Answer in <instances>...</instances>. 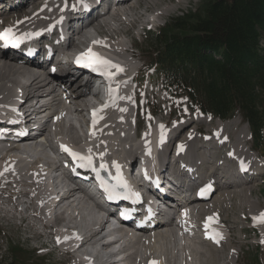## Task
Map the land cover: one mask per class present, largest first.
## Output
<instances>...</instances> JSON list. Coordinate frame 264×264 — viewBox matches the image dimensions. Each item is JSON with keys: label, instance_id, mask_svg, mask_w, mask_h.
<instances>
[{"label": "bare ground", "instance_id": "bare-ground-1", "mask_svg": "<svg viewBox=\"0 0 264 264\" xmlns=\"http://www.w3.org/2000/svg\"><path fill=\"white\" fill-rule=\"evenodd\" d=\"M11 1L3 0L5 6ZM97 1L83 0L78 3L89 2L94 10L78 28L77 39L69 38V46L64 52L67 57L70 50L79 49L80 44H91L101 49L109 57L107 60L124 69L112 78L113 82L118 83L116 95H122V98L99 115L104 118L99 119L95 126L93 120L83 113L85 108L89 111V108L100 103L91 82L82 79L80 70L70 65V61L55 72L47 69L52 57L42 50L40 37L31 39L25 34L31 29L40 32L44 27L46 30L51 28V22L56 18L59 20L57 13L63 0L56 3L41 0L29 7L21 6V10L12 12V15L0 14V25L6 29L12 28L16 36L24 38L27 44L11 48L0 43V112L10 106L16 90L19 93L17 109L26 116H37L41 127L39 138H23L20 134L21 139L16 141H0V238L12 237L26 249L36 251L34 255L55 252L61 264H85L87 259L97 264H143L150 258L156 264H241L230 247L233 244L230 238L235 237V224L240 218L238 214L245 216L246 211L251 221L260 214L254 208L256 200L251 195L253 184L259 177L255 178L252 173L211 188L203 198L187 201L183 205L186 223L171 218L150 228H136L133 225L107 228L104 236L109 235L111 239L101 245L96 244L95 234L109 221L91 201L78 193L83 185L77 184L75 187L64 178L54 181L44 174L48 162L46 143L52 148L59 142L90 147L92 156L102 148L101 151L104 150L111 158L117 157L120 163L138 156L147 142L155 143V154L164 158L173 144L174 158L165 159L161 167L176 160L182 161L183 170L186 167L185 152H190V160L200 163L207 162L206 153L226 162L229 159L249 160L256 155L251 152V145L246 144V129L244 132H233L232 124L237 121L235 117L226 120L215 118L212 122H207L208 118L198 117V121L192 125L193 120L184 121L185 111L182 115L181 110H176L165 118L174 114L175 120L171 122L174 124L169 128L165 126L166 120L165 125L159 121V127L163 125L162 130L151 133L155 123L148 118L139 135L140 140L133 142L127 135H121L120 132L129 129L126 116L130 97L119 84V75L125 79L132 78L130 74L134 67L128 56L136 58L124 38H134L133 29L153 23L169 8L170 0H120L113 5L107 2L108 7L100 12L96 8ZM27 46L32 47L34 53L23 54ZM20 51L22 54H19ZM112 71L115 72L114 69ZM132 81L134 83V79ZM137 83L140 86V82ZM58 86L63 89L59 90ZM145 102L149 103L147 97H144L142 107ZM139 112L140 107L136 106L135 115L138 116ZM179 116L184 118L176 120ZM86 127L92 132L93 145L88 144L83 135L82 129ZM232 138L235 140L232 141ZM181 145L182 150L178 147ZM220 150H224L222 155L219 154ZM253 162L255 168L264 166L263 160L255 159ZM155 176L158 187L166 190L160 174ZM176 177L173 175L171 179L178 180ZM180 188L185 189L182 184ZM54 191L59 194L58 199H52ZM213 193V198L206 202ZM209 222L214 226H208ZM202 228L209 231L207 241L194 236L193 232ZM260 229L263 230L262 227ZM76 232L83 238L76 240ZM217 233L222 236V239L217 237L218 242L212 238ZM15 247L22 249L19 245ZM103 247L106 251H102ZM43 249L45 251L41 252Z\"/></svg>", "mask_w": 264, "mask_h": 264}, {"label": "trees", "instance_id": "trees-1", "mask_svg": "<svg viewBox=\"0 0 264 264\" xmlns=\"http://www.w3.org/2000/svg\"><path fill=\"white\" fill-rule=\"evenodd\" d=\"M148 35L167 81L205 113H238L264 141V0H201Z\"/></svg>", "mask_w": 264, "mask_h": 264}, {"label": "rangeland", "instance_id": "rangeland-1", "mask_svg": "<svg viewBox=\"0 0 264 264\" xmlns=\"http://www.w3.org/2000/svg\"><path fill=\"white\" fill-rule=\"evenodd\" d=\"M200 2L201 0H170L168 2L169 8L166 11H164V13L161 16L155 18L153 23L144 25L142 28L136 27V30L133 29L134 38L130 39L129 36H126L124 38L125 41L127 42V45H130L131 50H133V53H135L136 55V58L134 57L131 58L130 56H128L132 61V65L134 67L133 71L141 66H147V64L151 65L152 54L148 46L149 43L148 31L156 30L159 25L170 20V18L174 17L175 15H180L183 12L189 11V9L192 10L197 9ZM151 67L152 68H150L149 70L152 71L146 74V78L143 81V85L142 83L140 84V86L142 85L143 87L141 92L146 91L145 98L147 97L149 103L144 105V107L141 108L142 111L139 112V115L143 117L144 127L148 118L155 123V125H153L151 133L162 130V128L159 127L158 123L160 122L162 123L164 122V120H166L167 125H165L166 124L165 122L163 123V125L167 126L168 128L172 124H174V123L171 124V122L175 120L174 114L170 115L169 118L167 119L165 118L171 112H176V110L179 111L181 110L182 115H184V111L186 113L188 112L187 115H185L186 119L184 121H186L187 119L193 120L191 121L192 125L195 124L194 121H198L196 120L198 117L208 118L209 121L207 122H212L213 119H215L212 117L210 118V116L208 115L199 114L197 106L194 105L195 103L186 100V97L183 91L181 90L182 89L181 87L175 86V84L167 85L162 79V76L157 73L156 68L153 65ZM44 70L46 71V69ZM150 87L152 88L149 89ZM58 89L60 90L61 88H59L58 86ZM132 95H130V107L134 108V99ZM142 99H144V97H142ZM149 108L151 110V113L149 112L150 111ZM83 113L87 114L86 108L83 110ZM194 115L197 116L194 117ZM158 118L159 119L162 118V119L158 120ZM182 118L184 117L179 116L176 120L178 119L180 120ZM235 119L237 121L235 124H232L233 132L234 131L236 133L239 131L242 132L243 130L246 129L245 132L244 131L243 132L245 135H247L246 144L250 145L251 140L249 138V132L246 127V124L242 121L239 115H235ZM128 127L129 129L126 132H120V134L123 136L127 135L130 139H132L133 142L140 140L138 128H135L131 124H129ZM202 135L203 134H201L200 136ZM234 140L235 139L232 138V141ZM170 146L171 147H169L168 150L171 149L173 151L174 145L172 144ZM260 147L264 150V141L262 142V144H260ZM251 148H252L250 149L251 152H255L256 156L260 157L257 159L263 160L264 162V159L261 156L262 154L260 152H257L255 149H253L252 145ZM247 176L248 175L243 177H247ZM213 195L214 193L212 194L210 199L206 200V202H209L213 198ZM251 195L256 200L254 206L256 211L258 213L264 211V177L255 181V183L253 184V192H251ZM244 214L245 216L243 215L241 216V214H238L240 218L235 224L236 225L235 237L232 236L230 238L233 242V244L230 247L231 249L233 248L232 249L233 252H235V254L238 255V260L241 264H264V243H261V241L264 240V231H263L264 223H262V225H258V224L254 225V222L251 221L250 217H248L246 211L244 212ZM261 227L263 228L262 231L260 229ZM222 233L226 234V231L223 230ZM18 245L22 249L15 247ZM43 251L45 250L44 249L41 250V252ZM34 253H36V251L26 249L21 244V242L20 243L16 242L10 236H8V238L4 237V239L0 238V264H61V261L59 260L60 258H58L59 256L55 252H53L54 254L51 253L48 255L47 254L41 255L38 253L37 255H34Z\"/></svg>", "mask_w": 264, "mask_h": 264}, {"label": "snow or ice", "instance_id": "snow-or-ice-1", "mask_svg": "<svg viewBox=\"0 0 264 264\" xmlns=\"http://www.w3.org/2000/svg\"><path fill=\"white\" fill-rule=\"evenodd\" d=\"M77 2L79 3L81 2V0H77ZM84 6L86 7V5ZM18 41H19V37L16 36L12 28H7L3 32H0V43H2L5 47L9 45L16 46ZM93 43H100V42L94 41ZM76 63L81 66L92 68L93 71L98 72L99 74L104 76L106 79H112L115 74L124 71L122 66L117 65L113 63L112 61L107 60L104 57H101L99 54L93 52L91 48H89L86 53H82L80 56H78L76 59ZM113 69L115 70V72L112 71ZM54 70L55 69H53V71ZM109 94L110 95L112 94L111 88L109 89ZM102 111H103V108L93 110V113H92L93 126H95V124L98 123L99 119L104 118L103 116L98 117L97 115L99 112H102ZM121 111H126V109H121ZM161 128H163L162 125H161ZM178 147L180 148V150L183 149L182 145ZM61 150L67 152L73 158V160L78 164L79 167L93 168V156L91 154V149H88L86 153L82 154V153L72 151L65 145H61ZM99 155H100V158L102 159L104 154L100 153ZM113 167L117 168V171H119V166L115 162H113ZM100 168L104 169L106 168V165L104 163H101ZM101 186L104 188V191L108 194V197H107L108 199L115 198L114 196L115 188H111V189L108 188L107 186L104 185L103 181H101ZM120 186L124 187L125 189H129V186L123 181H121ZM210 187H211L210 185L206 186V188L202 189L201 192L203 193L205 190H208ZM127 212H128L127 209L123 210L122 215H126ZM252 219H253L254 225L256 223H264V211H262L259 214V216H254ZM217 237L222 239V236H220L218 233L216 234V236H213L212 238L216 240V242H218ZM261 243H264V240H262ZM150 264H156V262H150Z\"/></svg>", "mask_w": 264, "mask_h": 264}]
</instances>
